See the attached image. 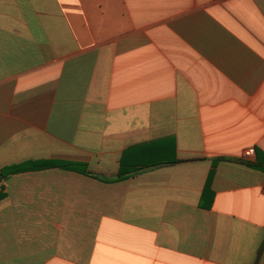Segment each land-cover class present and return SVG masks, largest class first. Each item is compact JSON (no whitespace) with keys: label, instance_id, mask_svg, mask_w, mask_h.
Instances as JSON below:
<instances>
[{"label":"crops","instance_id":"obj_1","mask_svg":"<svg viewBox=\"0 0 264 264\" xmlns=\"http://www.w3.org/2000/svg\"><path fill=\"white\" fill-rule=\"evenodd\" d=\"M250 148L264 0H0V169L99 177L4 180L0 264H264Z\"/></svg>","mask_w":264,"mask_h":264},{"label":"trees","instance_id":"obj_2","mask_svg":"<svg viewBox=\"0 0 264 264\" xmlns=\"http://www.w3.org/2000/svg\"><path fill=\"white\" fill-rule=\"evenodd\" d=\"M255 159L253 161L248 160V159H241V158H233V159H227L224 157H219V158H215L213 159V168L214 166L222 160H231L233 162H237V163H241L246 165L247 167H250L252 169H256V170H260L264 172V153H262L260 150L256 149L255 150ZM53 167H58L64 170H71V171H75V172H79L81 174L84 175H88L94 178H98L96 175L88 172L85 167L83 165H77V164H65V163H57V162H44V163H33L30 165L29 168H26V166H20V165H14V166H10V167H4L2 169H0V186L1 183L6 180L10 175L15 174L17 172H22L25 171L27 169H33V170H39V169H46V168H53ZM134 170H127L124 169L122 166L119 169V172L117 173V175L115 176L114 179H112L113 181H120L125 179L126 177H128L131 173H133ZM213 174V169H211L210 173H209V177L208 179L210 180L211 176ZM208 181V180H207ZM208 187V184H207ZM3 197V194L0 193V199ZM263 243L261 244L258 253H257V259L260 256L261 250L263 248ZM255 264V263H254Z\"/></svg>","mask_w":264,"mask_h":264},{"label":"built area","instance_id":"obj_3","mask_svg":"<svg viewBox=\"0 0 264 264\" xmlns=\"http://www.w3.org/2000/svg\"><path fill=\"white\" fill-rule=\"evenodd\" d=\"M245 159L250 160V158L255 156V150L253 148L247 149L243 154Z\"/></svg>","mask_w":264,"mask_h":264}]
</instances>
